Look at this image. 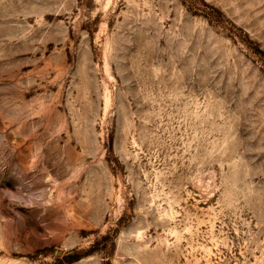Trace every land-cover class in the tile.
Masks as SVG:
<instances>
[{"label": "rangeland", "instance_id": "obj_1", "mask_svg": "<svg viewBox=\"0 0 264 264\" xmlns=\"http://www.w3.org/2000/svg\"><path fill=\"white\" fill-rule=\"evenodd\" d=\"M0 264H264V0H0Z\"/></svg>", "mask_w": 264, "mask_h": 264}]
</instances>
